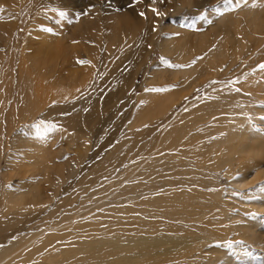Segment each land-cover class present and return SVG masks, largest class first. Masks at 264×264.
<instances>
[{
  "label": "rangeland",
  "instance_id": "374dc122",
  "mask_svg": "<svg viewBox=\"0 0 264 264\" xmlns=\"http://www.w3.org/2000/svg\"><path fill=\"white\" fill-rule=\"evenodd\" d=\"M134 2L0 0V102L6 103V110L19 107L20 99L26 97L20 96V91H25L37 106L35 121L10 133L0 161V188L5 193L4 205H9L4 206L1 217L16 221L4 233L21 229L35 217L40 222L30 223L31 228L40 224L46 232H54L64 226L55 229L53 218L59 219L70 210L76 216H87L88 201L75 182L94 167L96 160L95 166L104 160L109 173L105 180L110 186L105 197L122 198L128 193L120 187L142 184L145 199L166 196L165 203H175L179 198L193 197L192 209L202 205L212 222L224 220L223 212L228 214L224 223L212 226L219 235L195 252L193 258L198 264H264V212L254 205L264 200V70L259 67L264 64V0H248L222 18L212 15L214 24L201 21L198 32L180 25L194 19L201 9L212 12L213 6L222 7L223 0H157L155 4L142 0L129 8L128 4ZM62 4L71 14V23L59 21L51 11ZM43 6H47V14ZM91 6L94 9L89 14L76 15ZM151 7L165 15L156 18ZM141 11L147 14V20L139 17ZM57 23L70 35L68 48L60 44V35L42 31ZM153 25H159L160 31L147 37V44L144 42L138 51L141 35L148 29L154 32ZM168 37L170 43L166 42ZM161 58L184 67L169 68ZM77 60L90 63L79 65ZM100 79L117 86L111 97L101 99L99 104L109 114L103 128L77 139V134L62 124V130L50 133L46 140L34 137L31 125L47 110L88 93L93 95L100 90L95 87ZM229 79L233 81L231 91L225 87ZM213 81L219 83L213 85ZM153 87L169 90L159 94L144 91ZM196 101L200 106L194 111L191 107ZM242 112L253 119L246 120ZM51 116L61 125L56 115ZM138 116L139 124L135 123ZM123 139L126 142L119 147ZM146 143L150 146L144 149ZM143 145L144 153L138 148ZM164 154L168 155L166 159ZM153 157L166 164V173L134 176L142 169L139 164ZM160 168L161 163L156 166ZM238 180L248 185L238 188L234 184ZM149 188L162 190L151 192ZM215 192H221L223 201L229 202L224 211L212 200ZM206 198L208 202L204 203ZM57 205L54 217L41 218ZM166 219V215L154 216L149 223ZM104 220L117 222L112 216ZM247 223L255 227L256 240L246 238L241 225ZM113 226L120 227L117 223ZM91 227L85 230L88 236L92 235ZM227 241L236 243L231 249L218 246ZM52 253L42 256L45 262H53Z\"/></svg>",
  "mask_w": 264,
  "mask_h": 264
},
{
  "label": "bare ground",
  "instance_id": "6f19581e",
  "mask_svg": "<svg viewBox=\"0 0 264 264\" xmlns=\"http://www.w3.org/2000/svg\"><path fill=\"white\" fill-rule=\"evenodd\" d=\"M252 23L254 22L252 21ZM140 25L138 23L137 32L140 30ZM58 30L60 31L59 42H62L60 44L64 48H68L71 42L69 33L61 26L58 27ZM157 31L150 32L148 29L146 33H143L141 35L142 39L138 38L139 40L141 39V42H139L140 44L138 43L137 50L139 51L142 48L144 42L147 44L146 38L154 37ZM168 39V41L164 40L161 42L160 45L163 47L165 41L169 42L171 40L169 37ZM62 46L61 48H63ZM178 46V49L181 48V45ZM85 58L90 59L88 57ZM192 69L193 67H190L188 70L192 71ZM112 83H108L107 79H100L95 84V87L100 90L97 89L98 91L95 92V88L93 89L94 85L91 87L92 92H95L94 94L92 93L93 95L88 93V96L86 95L83 98L54 105L46 111L43 117L52 119L51 115L54 114L57 116L55 119L61 121V125L63 124L71 129L74 134H77L75 138L88 136L89 133L96 132L105 126L109 114L104 113V110L100 109L99 104L104 99L107 101L111 97V93L116 90V84ZM21 95L26 97L20 99L19 107H11L6 110V103L2 104L0 102V161L3 159L2 155L9 144L10 133L16 127L29 125L36 119V104L30 98H27V92L20 91ZM145 100L144 102H147V99ZM198 104V101H196L191 108L194 111L198 110L200 106ZM141 112L143 111L141 110ZM141 112H139V115H142L140 114ZM140 117L138 116V122V119H135V123L139 124L141 122ZM125 142L126 140L123 139L119 147L124 145ZM146 146L147 143L144 149H146ZM143 147L144 145L138 148L143 151ZM164 155V159H166L168 155ZM111 159L112 157L108 158L107 161ZM147 160L145 161L147 162ZM145 161L142 162L143 164H139L142 169L134 173V176L149 177L160 172L166 173V164H163L161 160L159 161L153 157L150 162H147L148 164L144 165ZM96 162L97 160L94 164ZM160 163L161 168L156 169V166L160 165ZM94 164V167L89 172L86 171L75 182L76 189L82 191L84 193L83 199L88 201L86 205L89 206V209L85 212L87 216H76V213L70 210V213L59 219L53 220L55 219L53 218L51 222L54 225L56 224L55 229L64 226L60 231L46 232V227H42L40 224L36 225L35 228H31L30 223L35 222V225L36 222H40L38 221L39 218L35 219V217L32 221L30 219V222L25 224V226L22 225L21 229H18V227L16 228L18 230L12 228L14 231L11 234L4 233V230L11 229V226L16 221L15 219L7 220L4 219L6 217H1L4 206L7 205H4L3 200L4 189L0 188V264H198V260L193 258L196 254L195 252L200 250L207 241H212L219 235L217 233L218 230L212 228V226L224 223L228 217L227 213H222L224 220L212 222L206 218V212L202 210L204 208L202 205L198 210L192 209L195 204L193 197L187 199L179 198L177 202H168L169 204L163 201V198L166 200V196L163 198L145 199L146 197H142L145 192L142 184L134 185L133 187L124 185L120 187L123 192L126 191L128 193L127 196L122 198L112 195L105 197L104 193L110 190L109 182L105 180L109 175L106 169L107 164L104 160L100 163L98 162L96 166ZM135 165L132 167H135ZM220 166L218 165L217 167ZM234 184L238 188H244L248 185L240 180L234 181ZM149 190L155 192L162 189L149 188ZM138 192L142 193L138 194ZM212 200L216 206L221 208L220 211H224L225 205L229 204V202L223 201L221 192L213 193ZM206 202H208L207 198L204 199V203ZM254 205L257 206L255 209L259 212H264V200ZM58 208V205L53 207L49 213L42 214L41 218L43 219L49 215L54 217L53 214L58 211ZM143 213L147 214L143 217ZM159 215H166L167 219L161 223H149L150 217ZM106 216L114 217L117 222L104 220ZM123 217L124 221H120ZM169 218L179 220V222L175 224ZM102 223L104 224L102 225ZM114 223H117L120 227H114ZM91 225L92 235L88 236L85 230H87V226ZM160 226L163 228H159ZM241 226L244 227L246 238L256 240L253 238L255 236V227L252 224L247 223ZM168 245L169 247H166ZM51 253L53 262H45L42 256L50 255Z\"/></svg>",
  "mask_w": 264,
  "mask_h": 264
},
{
  "label": "snow or ice",
  "instance_id": "6c2138e0",
  "mask_svg": "<svg viewBox=\"0 0 264 264\" xmlns=\"http://www.w3.org/2000/svg\"><path fill=\"white\" fill-rule=\"evenodd\" d=\"M157 2V0H151V3L155 4ZM140 3H142V0H135L134 3H129L128 7L129 8H133L136 5H139ZM248 0H235V3L233 2V0H223V6L220 8H217L215 6H213V10L212 12H207L204 11L203 9H201L200 12H198L195 16V18H190L188 20H186L184 23H182L180 25V27L182 29H186V30H190V31H194V32H198L200 30V28L197 27L199 22H205L207 24H209L210 26H212L214 24V21L212 19H210V16L215 15L217 17H223L224 15L228 14L231 11H237L240 8L241 4H247ZM44 7V13L47 14V6H43ZM94 9V6H91L88 8L87 11H82V12H77L76 15H87L89 14V12H91ZM156 18H160L163 17L165 15L164 12H161L158 8L156 7H151L149 9ZM52 12H54L58 18L59 21H65L67 20L69 23L72 22L71 18H70V12L65 10L63 4L61 5L60 8H54L51 9ZM139 17L147 20V14L144 11H141L138 13ZM59 24H54L53 26H49V27H44L42 29V31L45 34H51L52 36H59L60 35V31L58 30ZM200 27H202V24H200ZM159 28V25H153L152 27V31H157ZM177 36L179 35V33L176 34ZM73 43H79V41H73ZM149 48H151V45H148ZM212 51H215V49H212ZM199 59H203V57H200ZM162 63L167 65L169 68H179V67H184L182 65H176V64H172L167 60H164L163 58H161ZM77 64L79 65H86L89 64L90 62L87 60H77L76 61ZM261 70H264V64H260L259 65ZM221 71H224L223 68L220 69ZM218 81H213L212 84L216 85L218 84ZM233 81H231L230 79L226 82L225 87L228 88L230 91L231 89V85H232ZM236 83H239V80L237 79ZM173 88L178 87V86H172ZM169 89L168 88H157V87H153V88H146L144 89L145 92L148 93H165L167 92ZM223 88L220 89V92H223ZM199 91V90H197ZM235 91L237 93H239L241 91V89L239 87H237L235 89ZM144 102L141 101V104H143ZM185 111H187V109H185ZM242 116H244L246 118V120L251 121L253 119L252 116L247 115L246 113H241ZM261 119H264V116H261ZM31 127L34 129V137L36 139L39 140H46L49 137V134L54 132V131H59L62 130V125H59L57 122L51 120V119H46L44 117L39 118V120L35 123H33L31 125ZM226 135V134H224ZM67 159V157L65 158ZM239 175V173L237 174ZM11 187V186H9ZM261 189L264 190V184L261 185ZM249 191H254V189H249ZM250 215L252 216H256L258 214L256 213H251ZM238 223H243V221H239ZM236 243L235 241H227V243L225 245H218V246H224L227 247L229 249H231L233 247V244ZM239 243H241L243 245V241H239Z\"/></svg>",
  "mask_w": 264,
  "mask_h": 264
}]
</instances>
